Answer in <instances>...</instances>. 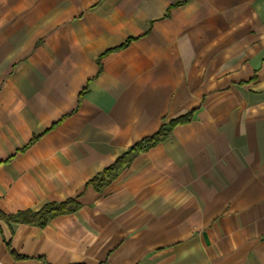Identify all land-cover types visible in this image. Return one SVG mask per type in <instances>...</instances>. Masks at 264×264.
<instances>
[{
  "label": "crops",
  "instance_id": "0c3cea01",
  "mask_svg": "<svg viewBox=\"0 0 264 264\" xmlns=\"http://www.w3.org/2000/svg\"><path fill=\"white\" fill-rule=\"evenodd\" d=\"M263 205L264 0H0V264H264Z\"/></svg>",
  "mask_w": 264,
  "mask_h": 264
},
{
  "label": "trees",
  "instance_id": "16d2710c",
  "mask_svg": "<svg viewBox=\"0 0 264 264\" xmlns=\"http://www.w3.org/2000/svg\"><path fill=\"white\" fill-rule=\"evenodd\" d=\"M130 43V40L121 48L122 49ZM118 49V50H119ZM193 118V113H189L186 116L180 117L176 120L169 122L163 126L156 134L151 137H147L137 142L127 153L120 157L114 164L107 167L103 172L96 175L91 181L90 185L97 191H102L108 187L113 181H115L120 173L134 162V160L144 152L149 151L153 147L157 146L161 142L170 138L173 130L183 124H188ZM81 207V204L75 199H70L63 203H50L45 205L40 211H24L15 215H11L8 220L19 224H28L32 226L44 227L48 221L54 217L63 214H70L76 212Z\"/></svg>",
  "mask_w": 264,
  "mask_h": 264
},
{
  "label": "built area",
  "instance_id": "2783aa9c",
  "mask_svg": "<svg viewBox=\"0 0 264 264\" xmlns=\"http://www.w3.org/2000/svg\"><path fill=\"white\" fill-rule=\"evenodd\" d=\"M263 214H264V205H263Z\"/></svg>",
  "mask_w": 264,
  "mask_h": 264
}]
</instances>
